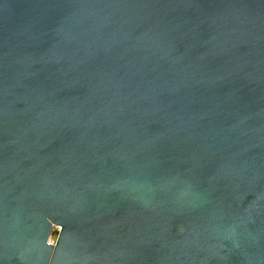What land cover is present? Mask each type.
I'll return each instance as SVG.
<instances>
[{"label":"water","instance_id":"water-1","mask_svg":"<svg viewBox=\"0 0 264 264\" xmlns=\"http://www.w3.org/2000/svg\"><path fill=\"white\" fill-rule=\"evenodd\" d=\"M0 264H264V0H0Z\"/></svg>","mask_w":264,"mask_h":264}]
</instances>
